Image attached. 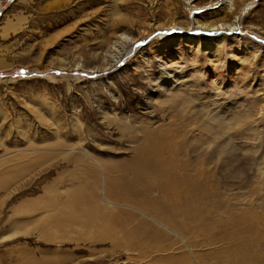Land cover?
Here are the masks:
<instances>
[{
    "label": "rangeland",
    "instance_id": "374dc122",
    "mask_svg": "<svg viewBox=\"0 0 264 264\" xmlns=\"http://www.w3.org/2000/svg\"><path fill=\"white\" fill-rule=\"evenodd\" d=\"M144 127L194 142L174 163L209 176L183 239L168 203L107 205L100 169L53 146L120 165ZM0 264H264V0H0Z\"/></svg>",
    "mask_w": 264,
    "mask_h": 264
},
{
    "label": "bare ground",
    "instance_id": "6f19581e",
    "mask_svg": "<svg viewBox=\"0 0 264 264\" xmlns=\"http://www.w3.org/2000/svg\"><path fill=\"white\" fill-rule=\"evenodd\" d=\"M250 4L251 3H248L246 4V6ZM213 26L210 25L208 27L212 28ZM196 39L199 40L198 38H191V36H188L186 38L187 41H192V40L196 41ZM204 46L208 49H212L215 50V52H217L212 42H206ZM102 64H103L102 70L104 72L109 70L113 66L112 64L111 65L106 64L104 61ZM181 108L183 107H180L178 109L181 110ZM194 111L196 110L194 109ZM180 113L182 114L183 111L182 112L180 111ZM73 122H74V129L75 131L77 130L76 133L78 134L79 137L81 125H79L76 119H74ZM147 128L146 127L142 128L141 131H138L135 137H133V135L132 137L130 136L129 139L130 142L135 140V146L132 149V157L130 158L129 161H125L120 165L102 163L92 158L87 153L86 149L84 148V142L80 138H78V141L74 146L71 145L72 147L65 146L59 142H56L55 145L53 146L57 148H63V150H58V152H60L62 156L64 155L63 157L69 156L68 158H70L72 157L70 156L71 153L73 154L75 153L76 155L75 156L73 155L74 163L79 164L81 161H83L84 158L90 162V165L96 166L100 169V171L103 174L102 179L105 182L104 187L106 185L108 191L107 198L105 197L104 199L107 205H116V203L117 204L120 203L123 204L124 206V204H130L135 207L128 206V208H132L135 212H138L139 215H142L143 217L153 220V217L155 218L156 216L160 215L161 204L168 203L172 207L173 211L178 212L180 217L184 219L183 221L185 222V224L176 225L175 216L172 214L167 216L165 223H160V224H163L165 228H167L173 234L183 239L182 232L187 230L186 228L187 225L189 226L195 225V221L192 220V218L190 217V212H194V213L197 212L194 210L193 207L191 208V204H193V201L195 199L200 198V192L203 191L204 189L202 182L208 179L209 176L206 174H202L201 170H199L198 168V164L196 162H190L189 158L187 157L184 159L182 164L174 163L175 159L178 160L177 157L178 153L185 154L187 151H189L192 157L194 158L196 157L195 153L197 151V148L195 149V147L192 145V143L195 144L194 142L192 143H190L191 141L186 142L187 139L185 141L184 137L183 138L177 137L176 140L179 141L174 140L176 141V144L174 143V147H172L170 142H173V138L169 137L168 133L169 132L172 133L173 131L159 132L160 127L156 128L153 131ZM137 136H140L141 140L137 139L136 138ZM28 152H33V150L32 149L28 150ZM25 155L27 154H21V157H25ZM168 155L171 156L170 159H168ZM42 158L43 157L36 158L35 160L39 161ZM89 170L92 169L87 165L84 173L87 174ZM112 176H114V178L110 179L109 177ZM201 178H203L204 180L201 181ZM136 189H140V190L137 191ZM75 191L77 190L76 189L74 190V194ZM121 191L125 192L126 194L125 193L122 194ZM83 192L88 194V191L82 185V187L77 191V193H79L77 195L79 197H83L85 195V194L83 195ZM115 192L117 193L116 194L117 199L113 198L114 199L113 201L109 197ZM65 193H66V198L63 201V204L64 205L67 204L66 207L67 209L71 211L72 208L73 211V208L74 209L77 208L80 210V213L81 212L87 213L88 207L85 204L79 207V205H82V203L77 202L72 195H71L72 198H70L69 194H67L66 191ZM91 196L92 195H89V197ZM158 200L161 201V204H156ZM94 210L97 211V208ZM89 213L99 218L96 212L92 211ZM67 217L70 218V216ZM110 221L113 223L114 228L119 226L118 230L125 229V227H127L126 226L127 221L125 222L120 220L116 221L114 217H112ZM174 227H176L177 230ZM199 231L200 230H197L194 231L193 233ZM132 239H134V237L131 238V240ZM108 240H110L111 243L118 246H120L121 243L123 245V247L121 248H129L128 246H130L125 242L124 238H120L119 236H117L116 238L115 236L108 237ZM137 249L141 251V254H146L147 245L145 247H137Z\"/></svg>",
    "mask_w": 264,
    "mask_h": 264
}]
</instances>
